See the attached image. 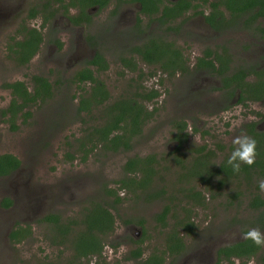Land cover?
Masks as SVG:
<instances>
[{
  "label": "rangeland",
  "instance_id": "rangeland-1",
  "mask_svg": "<svg viewBox=\"0 0 264 264\" xmlns=\"http://www.w3.org/2000/svg\"><path fill=\"white\" fill-rule=\"evenodd\" d=\"M207 1L199 7L204 13H209L208 3L213 0ZM39 3L0 0V110L6 109L12 98L4 83L21 80L30 90L32 77L41 76L53 89L51 97L28 107L29 116L18 117L17 129H11L0 112V155L10 153L20 160L19 168L0 176V264H67L82 227L73 226L64 238L56 229L70 219H82L93 203L109 208L115 222L113 230L102 237L100 257L83 259V264H140L162 251L167 229L155 215L166 205L170 207L168 228L188 216L192 230L183 235L185 250L181 255L165 254L164 264H216L218 247L243 239L245 231L252 228L264 233L256 221L261 210L249 204L254 195L264 194L259 187L261 179L240 175L218 186V178L211 176L207 183V177L201 181L194 174L200 170L198 159L216 167L230 155L236 147L235 137H249L247 124L253 122L257 130L264 128V99L238 102L239 89L230 98L223 89L217 90L220 76L192 64L209 49L228 60V75L240 68L264 71V18L247 22L248 12L231 16L225 11V26L214 30L200 14L189 11L167 30L148 23L143 16L138 24L137 5L124 3L116 9L113 4L91 9L87 25L71 24L57 13L43 27L41 15L26 17ZM70 12L75 13V9ZM22 24L40 30L44 37L25 64L18 63L9 49L21 39L18 30ZM148 34H160L182 49L187 71L168 75L157 65L138 62L134 71L122 67L119 58ZM95 50L108 63L106 70L95 72L110 93L107 103L131 96L138 87L159 92L148 102L149 109L156 108L154 116L133 138L129 151H108L100 143L91 149L86 141L92 126L101 122L105 104L89 113H77L78 96L89 84L75 82L73 77ZM255 79L256 74L250 73L245 81ZM174 120L187 124L188 137L180 148L174 137ZM81 143L89 149L84 160ZM68 154L74 158L69 159ZM150 154L155 157V173L146 188H121L119 181L130 176L123 172L126 160ZM140 177L141 173L135 175ZM192 188L201 192L202 204L187 197ZM106 189L115 190L120 202L114 203L115 196ZM5 197L12 201L9 207L2 204ZM48 214L58 215L59 225L42 220ZM19 226L29 233L15 241L9 233ZM139 239L142 255L127 258L139 246L134 243ZM219 264H264V246L249 259L234 258Z\"/></svg>",
  "mask_w": 264,
  "mask_h": 264
},
{
  "label": "trees",
  "instance_id": "trees-1",
  "mask_svg": "<svg viewBox=\"0 0 264 264\" xmlns=\"http://www.w3.org/2000/svg\"><path fill=\"white\" fill-rule=\"evenodd\" d=\"M50 0H40L37 7H32L27 13L28 18H34L41 13L45 7H50ZM53 3H60L59 8H55L41 13L43 17V25L53 18L56 12L62 6L63 0H53ZM89 4H99L100 7L104 6L108 0H86ZM120 1V0H119ZM141 3V12L152 15V12L158 10L156 3L153 0H131ZM199 0H177L172 6H163V11L160 15L159 22L164 25L167 30H171L172 27L169 24V18H177L183 16V14L189 10L193 11V14H202V10H198L202 6L198 2ZM208 2L207 0H201ZM84 2V0L80 1ZM210 12L205 15V21L214 30L222 29L225 26L226 18L225 11H228L231 16L240 15L248 12L247 22H253L259 17L264 18V0H213L208 3ZM63 7V6H62ZM66 8V6H65ZM67 14L68 19L73 24L87 23L90 21V16L84 11L78 15H68L67 9L63 11ZM22 37L19 40L14 41L9 49L13 51V55L18 63H27L37 52L40 43L43 40V36L36 28H28L25 24L21 25L19 29ZM58 47L61 43L56 40ZM149 65L158 66L166 74L171 75L177 71L186 72L187 59L184 57L182 49L175 46L174 43L167 41L163 38H154L150 42L143 45H133L127 55H123L119 58L121 65L128 68L131 71L137 69V62L135 56ZM93 67V68H92ZM108 63L105 57L100 51L95 50L93 56L86 61V66L77 70L74 73L73 80L78 83H88V90H84L79 94L77 101V113L91 112L94 108L100 105H104L101 122L97 125H93L89 133L87 134V143L90 144V148H95L96 144L100 143L105 150L108 151H129L132 148V140L139 135L142 131V127L147 123L156 111V108L149 109L148 102L153 101L159 96V92L155 88L144 89V87H138L131 96L120 97L117 100L107 103L110 99V93L107 90L104 82L95 77V72H102L106 70ZM195 67L198 69L210 70V73H214L221 77V86L217 90H224L231 98L236 89L240 90L238 102L244 103L246 99L262 100L264 99V71L258 72L255 70L247 71L244 69H237L232 74H226L228 68V60L218 54L217 52L209 49L205 50L201 56L196 58ZM256 74V80L254 82L245 81L246 77L250 74ZM141 76V75H139ZM32 88L21 80H15L13 82L4 83V87L10 90L11 100L8 107L4 110H0L1 116L6 117V121L10 123L11 129H17L16 120L19 116L27 117L30 115L28 107L30 105L44 102L46 98L52 96V85L47 78L41 76L32 77ZM79 85V84H78ZM80 87V86H79ZM83 89V87H80ZM107 103V104H106ZM248 125L249 137L255 139L257 142V156L256 162L249 167L246 164H241L240 171L234 172L231 165L227 163L230 155L224 157L216 167L206 165V161L203 159L196 161L200 170L196 171V174L201 181L208 179L211 176L218 178V186H221L224 182L236 178L240 175L249 179L255 175L259 180H264V130L255 129L253 122ZM172 126L175 129V139L177 141V148L183 145L187 140V124L183 120L172 121ZM196 129V128H195ZM85 144L81 143L80 150L86 152L82 157L83 160L89 149H84ZM203 149V148H202ZM234 150V149H233ZM232 150V151H233ZM69 159H73V155H67ZM156 163L153 154L139 157L134 156L126 160L123 166V172L127 175L119 181L120 187L128 188L131 191L134 189H145L146 185L150 182L151 176L154 175L155 170L153 165ZM20 166V160L10 154L5 153L0 155V176H6L15 171ZM137 173H141L139 179L135 178ZM192 174V175H194ZM131 175H133L131 177ZM107 194L114 195V203L120 202V198L117 192L113 189H106ZM163 192V191H160ZM158 193H153V196H157ZM190 201L194 204H202L203 196L200 191L189 190L187 195ZM3 206L9 207L12 201L5 197L3 199ZM250 206L254 209H260V213L256 218L257 223L264 228V194L254 195L250 202ZM190 210V209H189ZM170 207L164 206L163 209L155 215L157 222L161 224V227L167 229L165 231L164 248L160 252L152 253L140 264H164L165 254L171 256H179L185 250V242L183 240L184 234L191 232L192 220L188 216L184 219H179L175 224L168 228L166 218L168 217ZM175 215H173L174 217ZM42 220L51 221L56 226L59 225L60 217L58 215L48 214L42 218ZM115 217L112 212L105 205L101 203H93L83 213L82 219H70L63 225H59L56 229L59 234L64 238L72 229L73 226H81L82 230L77 232L75 236L76 240L73 242L72 254L67 264H83V259L91 256H99L102 252V237L111 232L114 228ZM139 225L142 226V221H139ZM249 231L246 230L245 233ZM183 232V233H182ZM29 230L23 227H16L11 230L9 236L15 241H19L26 237ZM63 242V241H60ZM140 242L142 239L136 240L137 248L130 252L127 258H137L142 255V249L140 248ZM261 247H258L250 240L241 239L232 243L225 244L216 249V264L221 261H231L232 258L249 259L259 252ZM103 264H108L103 263Z\"/></svg>",
  "mask_w": 264,
  "mask_h": 264
},
{
  "label": "flooded vegetation",
  "instance_id": "flooded-vegetation-1",
  "mask_svg": "<svg viewBox=\"0 0 264 264\" xmlns=\"http://www.w3.org/2000/svg\"><path fill=\"white\" fill-rule=\"evenodd\" d=\"M80 1H82V0H63V3H62V6H61V8L59 9V11L58 12H56L55 13V15L57 14V13H59L61 16H64L65 17V19L69 22V23H71V24H73L69 19H68V17H67V14H64V12L63 11H65V9H67V12H68V15H71V16H73V15H78L80 12H81V10L82 9H84V11L88 14V16H90V21L89 22H87V23H85V22H83V23H81L82 25L83 24H85V25H87V24H90V22H91V15H90V10L91 9H104V8H107L109 5H111V4H113V6H114V9H116V8H118L121 4H124V3H134L135 5H137V7H138V13H137V15H136V21H137V23L139 24L140 22H141V16H143V17H145V19L147 20V22L148 23H153V22H155V24L157 25V26H160V27H162V26H164V25H162V24H160V22H159V17H160V15H161V13H162V11H163V6H165V5H167V6H172L173 4H174V2H176L177 0H153L155 3H156V5H157V7H158V10L157 11H155V12H152V15H149V14H146L145 12H141V3L140 2H138V1H131V0H108L107 2H106V4L104 5V6H102V7H100L99 6V4L97 3V4H89L86 0H84V2H80ZM54 1L53 0H50L49 1V3L51 4V6L50 7H45V9L41 12V13H43V12H48V11H50V10H52V9H54L55 10V8H59V5H60V3H53ZM200 4H205V3H207V2H203V1H201V0H199L198 1ZM65 6H66V8H65ZM72 9H75V13H71L70 12V10H72ZM198 10H201V9H199L198 8ZM189 11H192V10H189ZM189 11H187V12H189ZM114 12V11H113ZM187 12H185V13H187ZM193 12V11H192ZM204 12V11H203ZM210 12V11H209ZM41 13H39L38 15H41ZM184 13V14H185ZM183 14V15H184ZM207 14H209V13H207V12H205V13H203V15L202 14H200L201 16H202V18H203V20H204V22L207 24V22L205 21V15L207 16ZM26 17H27V15H26ZM36 17V16H35ZM41 17H42V15H41ZM54 17V16H53ZM182 17V16H181ZM181 17H177V18H175V19H173V18H169V24H173L176 20H179ZM28 18V17H27ZM28 19H33V18H28ZM22 23H25V19H23V22ZM81 24H75V25H81ZM42 25H43V17H42ZM45 25V24H44ZM44 25H43V27H44ZM28 28H34V27H28ZM166 29V28H165ZM172 29H173V27H172ZM171 29V30H172ZM38 30V29H37ZM38 31H40V30H38ZM138 32L140 31V30H137ZM18 32H19V30H18ZM41 32V31H40ZM20 33V32H19ZM21 34V33H20ZM41 34H42V32H41ZM42 36H43V34H42ZM154 38H156V39H158V38H163V39H165L162 35H160V34H155V35H149L148 34V36L142 41V42H140V43H138V44H135V45H143V44H145V43H147L148 41L150 42V40L151 39H154ZM13 39V38H12ZM43 39H44V37H43ZM168 41V40H167ZM42 42H43V40H42ZM41 42V43H42ZM169 42H172V41H169ZM14 43V42H13ZM40 43V44H41ZM172 43H174V42H172ZM39 47H40V45H39ZM132 47V46H131ZM131 47H129L128 48V51H129V49L131 48ZM39 49V48H38ZM38 51V50H37ZM128 51H127V54H128ZM95 52V51H94ZM94 54V53H93ZM93 56V55H92ZM91 56V57H92ZM135 56V60H136V62H138V63H144V64H147V63H145L144 61H142L140 58H139V56H137V55H134ZM120 61V60H119ZM196 62V61H195ZM195 62H193L192 64H194V66H195ZM121 63V62H120ZM147 65H149V64H147ZM122 66V65H121ZM138 66V65H137ZM123 67V66H122ZM93 68V67H92ZM256 80V79H255ZM260 130H264V128H262V129H260ZM232 259H234V258H232Z\"/></svg>",
  "mask_w": 264,
  "mask_h": 264
},
{
  "label": "clouds",
  "instance_id": "clouds-1",
  "mask_svg": "<svg viewBox=\"0 0 264 264\" xmlns=\"http://www.w3.org/2000/svg\"><path fill=\"white\" fill-rule=\"evenodd\" d=\"M233 144L236 147L228 158L227 163L231 165L234 172L238 173L242 163L251 167L256 162L257 142L248 136H237L234 138ZM259 187L261 191H264V180L260 181ZM243 239L252 241L258 247L264 246V233L257 228H252L244 233Z\"/></svg>",
  "mask_w": 264,
  "mask_h": 264
}]
</instances>
